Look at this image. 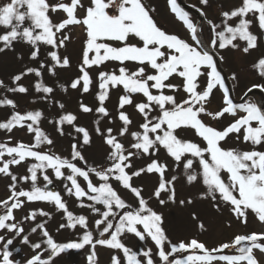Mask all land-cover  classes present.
I'll use <instances>...</instances> for the list:
<instances>
[{
	"label": "snow or ice",
	"instance_id": "snow-or-ice-1",
	"mask_svg": "<svg viewBox=\"0 0 264 264\" xmlns=\"http://www.w3.org/2000/svg\"><path fill=\"white\" fill-rule=\"evenodd\" d=\"M214 3L199 0L202 25L178 0H167L190 39L158 26L152 15L156 9L146 0L0 3V56H10L15 66L8 82L0 78V89L33 97L30 103L52 110L49 118L40 109L21 111L16 99L0 98V108L8 110L0 119V130L24 131L32 137L29 143H0V178L8 180L9 193L0 200V264H21L12 259L17 240L32 252L23 264H54L61 254L86 246L88 264H98V246L109 250V264H260L255 253L264 254V103L255 92L264 96V0H231L228 7L221 3L209 18ZM205 25L207 37L202 38ZM69 26L83 29L81 59L77 74L60 82V72L72 67L70 57L61 52L69 42ZM233 51L245 57L259 53L250 65L259 82L247 88L244 102H234L218 70L221 53ZM93 70L95 105L81 99L76 112L67 111L56 98L57 90L91 94ZM25 79L30 83H23ZM232 79L237 80V74ZM217 89L222 91V104L213 108ZM113 90L121 92L115 116L106 106ZM81 117H91V126L79 123ZM45 120L58 137H71L70 158L52 151L56 141L41 127ZM96 139L105 155L103 163L93 166L84 153ZM14 167L25 172L18 174ZM153 176L145 197L144 187L134 185V179ZM53 177L68 197L75 198L77 208L90 215L75 214L59 191L48 189ZM181 180L202 190L177 200L176 184ZM118 189L130 194L133 202ZM152 200L160 207L171 203L181 208L207 201L216 215L227 212L244 227L251 218L261 230L234 234L227 242L209 246L198 237L208 233L213 222L206 224L192 211L196 236L174 241L163 227V214L150 206ZM35 202L49 204L61 215L58 232L79 228L78 239L57 242L46 227L53 219L50 211L32 209L17 220L15 212ZM38 217L46 219L25 234L24 222ZM32 234H38L36 242ZM129 237L138 240V250L126 245Z\"/></svg>",
	"mask_w": 264,
	"mask_h": 264
},
{
	"label": "rangeland",
	"instance_id": "rangeland-1",
	"mask_svg": "<svg viewBox=\"0 0 264 264\" xmlns=\"http://www.w3.org/2000/svg\"><path fill=\"white\" fill-rule=\"evenodd\" d=\"M180 5L190 13V16L193 18L194 22H197V18L199 16V13L197 12V8L201 7L199 4V0H180ZM4 2V0H0V3ZM146 2L153 8L156 9V11L152 14L154 16V19L157 21L158 26H160L162 29L166 30L170 34H177L185 39H190L186 29L183 27L182 23L177 20L169 10V7L167 5V0H146ZM223 4L225 7L230 6L231 0H215L213 11L208 12V17L213 18L216 15L215 9H217L220 4ZM195 6V7H194ZM205 24L204 18L202 17V25ZM65 34L69 36V42L67 43V48L61 49L62 54L68 55L71 59L72 67L69 70L61 71L59 74V80L60 82H66L69 81L71 78H73L77 74L78 70V64L81 59V48L83 40V29L80 26H69V29L65 31ZM207 37V30L205 25L204 35L202 38ZM222 55H224L223 60L218 61L220 63V67L222 70L227 74L228 83L230 86V95L232 96L234 102H244L248 97H245L244 100L241 98L243 97L244 92L247 90L248 87L251 86L254 82H259L256 78V76L253 74V69L251 68V62L252 60L259 55L258 52H254L251 57H245L241 55L237 51H233L231 53L222 52ZM15 66L12 63L11 57H2L0 56V76H8V74L14 70ZM103 68V66H102ZM103 70H110V68L103 69ZM238 71V72H237ZM233 73L237 74L238 79L233 80L232 75ZM91 75L94 80V84L92 86V93L91 94H85L83 96H80L79 93L75 91H70L68 94H64L57 90L56 98L61 100L66 104V110L71 112L77 111V105L78 100H83L86 104H89L91 106H94L96 101L94 99V93L98 91V88L95 84L97 71L93 70L91 72ZM239 75L240 79H239ZM51 82V81H49ZM26 85L30 83L29 79H25L23 81ZM121 94L120 91L113 90L110 93V99L106 102V106L112 112L113 116L116 114V106L118 104V97ZM9 96L10 98L16 99L18 101L20 110L23 111L25 108L29 109H40L45 112V115L49 116L51 118V109H48L46 106L43 107V104L37 103L32 104L30 103V100L33 97L24 96L22 98L15 96L11 93H6L3 89H0V96ZM250 97L253 96V94H249ZM255 97L260 100L261 103H264V96H262L259 91L257 90L255 92ZM222 104V91L217 89L214 90V96L212 98V107L216 108L218 105ZM129 113H133V109L131 107H128L126 109ZM134 121H138L139 117L133 113ZM91 121V117H81L79 120V123L81 124H87L89 126ZM106 124L105 122H102ZM41 127L43 130L48 133L51 138H53L56 141L55 147L52 149L56 154L69 157L70 152V141L71 137L65 136V137H58V134L55 133L52 129V126L47 123V120L43 121L41 124ZM70 130V129H69ZM9 136L11 137V140H9ZM197 142L198 138H195ZM32 137L30 134H27L24 131H14L12 134H8L5 132L0 131V142L4 143H10L12 145L16 144L17 142H24L29 143L31 142ZM44 151H48L47 146H44ZM86 156V159L88 160V163L90 165L95 166L96 164L103 163L104 161V151L101 148V141L99 139L95 140V143L88 149L87 152L84 153ZM70 158V157H69ZM161 159H163V156H161ZM142 162L137 163V167L141 166ZM78 166H83L82 162L78 164ZM171 167V165H170ZM13 171L18 173H24L25 168L23 167H14ZM51 175V172L49 173ZM172 173L169 172V176ZM54 183L48 186L49 190L52 191H59L61 195L64 197V199L67 201L69 205V209L74 211L75 214H88L85 213L82 210L78 209L76 206V201L74 197H68L64 191H63V185L60 181H56L53 177ZM155 182V177H144V178H135L134 179V185L137 186H143L144 187V195L145 197L148 196L150 191L152 190L153 184ZM8 183V180L5 178H1L0 182V200L5 199L9 193L6 189V185ZM41 186L43 185V180L41 178ZM83 184V182H82ZM25 188L27 185H23ZM177 189V200L183 199L185 197H195L198 195V192L202 190L201 187L196 186H189L186 184L184 180L179 181L176 184ZM5 193L2 195V192ZM120 191V194L126 198L128 202H133V198L130 194H128L125 190L118 189ZM150 206H152L155 210L163 214L164 217V225L163 227L166 229L167 234L169 237L174 240L178 241L180 239L186 238V237H192L196 236L197 228L195 225V222L192 221L190 213L192 211H196L201 216V219L207 222L209 219L212 220V227L209 229L208 233L200 235L198 238L204 242H206L209 246H212L216 243H219L220 241L227 242L229 241L234 234H240L249 232L252 230L260 231V226L258 223H255L250 218L248 227H244L240 225L235 220L231 219L227 212L223 214V216L216 215L209 202L204 201L201 202L197 200V202L192 205L189 208H181L179 205H174L169 203L167 207H160L156 203L155 200L150 201ZM32 209H43L45 211H50L52 213L53 219L49 220L47 224V228L50 232V234L54 237V239L57 242H68L70 240H76L80 236L81 232L79 228L77 230L72 229H61L59 232L57 231V228L59 224L62 222V217L59 213H56L53 210V207L49 204L43 203V202H35L29 204L24 211H16L15 215L17 220H22L25 213ZM45 219V217H38L37 221L35 222H24L25 227V234H27L31 227L35 226V223L42 222ZM231 223L232 227L228 228L227 224ZM30 239L33 242H36L38 240V234H32ZM126 245L133 248V250H138L139 247H141L138 240L134 237H129L125 241ZM15 245V243H14ZM12 246L11 250L15 246ZM98 252V264H109V257L110 252L104 247H97ZM14 253V251H13ZM89 254V247L86 246L82 250H69L66 253L61 254L59 257L55 259L54 264H88L87 261V255ZM258 260L260 261V264H264V254L259 253L258 251L255 253ZM15 257L13 259H20L21 261H25L27 258H29L32 255L31 250L24 245L20 246V249L18 252H16ZM66 258L69 259V263H66Z\"/></svg>",
	"mask_w": 264,
	"mask_h": 264
},
{
	"label": "trees",
	"instance_id": "trees-1",
	"mask_svg": "<svg viewBox=\"0 0 264 264\" xmlns=\"http://www.w3.org/2000/svg\"><path fill=\"white\" fill-rule=\"evenodd\" d=\"M237 72H238V71H237ZM240 76H241V75H239V79H240ZM0 78H3V79H5L6 82H8V76L1 75ZM7 97L10 98L9 96H7ZM0 98H4V96L1 95ZM246 100H247V99H246ZM40 104H42V103H40ZM42 106L45 107L44 104H43ZM20 107H21V106H20ZM25 109H26V108H25ZM28 110H31V109L28 108ZM7 111H8L7 109L0 108V119H2V118L5 116V113H6ZM0 131L4 132L3 130H0ZM0 143H4V142H0ZM19 173H21V172H19ZM0 182H1V178H0ZM4 193H5V191L2 192V195H3ZM5 194H6V193H5ZM45 219H46V218H45ZM21 245H22V244L19 242V240H17V241L15 242V245H14L15 247H14L13 250H12V251H14V253H13V257H15L14 254H15L16 252H18L17 249H20V246H21ZM13 257H12V259H13ZM15 260H20V259L17 258V259H15ZM68 260H69V259L66 258V261H67L66 263H69ZM20 261H21V260H20ZM23 262H24V261L22 260V261H21V264H23Z\"/></svg>",
	"mask_w": 264,
	"mask_h": 264
},
{
	"label": "water",
	"instance_id": "water-1",
	"mask_svg": "<svg viewBox=\"0 0 264 264\" xmlns=\"http://www.w3.org/2000/svg\"><path fill=\"white\" fill-rule=\"evenodd\" d=\"M180 2H181V1L178 0V3H179V4H180ZM197 21H198L200 24H202V17H201L200 15L198 16ZM218 70L221 72L222 76L225 78V85H226V87L229 88V84H228V82H227V76H226L225 72L222 70V68L220 67L219 62H218Z\"/></svg>",
	"mask_w": 264,
	"mask_h": 264
}]
</instances>
